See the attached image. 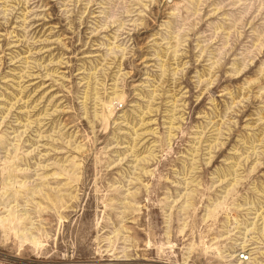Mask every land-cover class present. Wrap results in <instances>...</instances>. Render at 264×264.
<instances>
[{
    "label": "rangeland",
    "instance_id": "1",
    "mask_svg": "<svg viewBox=\"0 0 264 264\" xmlns=\"http://www.w3.org/2000/svg\"><path fill=\"white\" fill-rule=\"evenodd\" d=\"M0 217V264L264 263V0H0Z\"/></svg>",
    "mask_w": 264,
    "mask_h": 264
},
{
    "label": "bare ground",
    "instance_id": "2",
    "mask_svg": "<svg viewBox=\"0 0 264 264\" xmlns=\"http://www.w3.org/2000/svg\"><path fill=\"white\" fill-rule=\"evenodd\" d=\"M4 226H5V219L0 217V227H4ZM29 229H27V228L24 229V230L17 229L15 231L16 237H17V239H19L21 244L35 243L36 242V237L33 235L32 231L29 230ZM223 253L224 252H221L219 254L218 258L220 260H225L226 259V261H232V262L227 263V264H264L263 262L261 263L260 261L255 260L254 258L248 260L249 257L248 256L245 257L244 255H241L240 254L241 252L239 254H234V255L231 254V255H233L231 258L230 257L228 258V253L225 254V255H223ZM232 259H234V261Z\"/></svg>",
    "mask_w": 264,
    "mask_h": 264
}]
</instances>
